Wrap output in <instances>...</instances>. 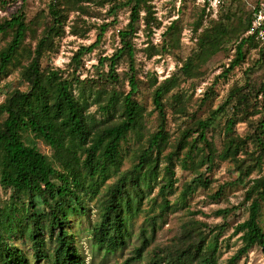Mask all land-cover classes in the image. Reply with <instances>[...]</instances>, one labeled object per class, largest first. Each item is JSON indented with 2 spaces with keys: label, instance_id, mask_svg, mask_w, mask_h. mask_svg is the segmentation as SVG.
Masks as SVG:
<instances>
[{
  "label": "trees",
  "instance_id": "obj_1",
  "mask_svg": "<svg viewBox=\"0 0 264 264\" xmlns=\"http://www.w3.org/2000/svg\"><path fill=\"white\" fill-rule=\"evenodd\" d=\"M8 1L0 0L3 6ZM150 1L48 0L46 9L37 11L30 20L22 2L9 16L0 18V36H8L0 47V76L7 77L11 69H17L26 85L24 89L11 88L0 102V187L10 191L9 202L0 203V264H31L19 240L25 241L34 260L84 264L69 226L70 214L86 213L87 199L94 198L99 211L91 225L93 240L106 252L125 247L130 235L128 220L133 206L138 205L135 197H139V182L150 187L163 171L158 190L162 201L155 215L162 217L170 206L167 193L174 187L176 159L182 168L193 167L194 171L182 188V200L198 187L208 189L211 181L206 174L222 161L231 162L237 171L236 181L246 184L240 205L246 206L247 217L233 226V232L240 233L241 245L226 264H235L253 247H259L264 257V230L260 225L264 204V100L257 102L259 96L264 98V73L257 86L250 83L249 76L256 66L264 64V44L259 46L253 36L246 34L251 10L238 13L228 5L202 26L205 9L197 7L190 23L194 38L191 52L170 75L162 80L154 75L148 82L157 115L156 128L151 131L146 124V108L136 98L144 80L138 74V49L133 39L142 22L148 41L141 50L146 58H152L179 46L183 26L172 20L161 33V43L154 45L149 37L161 22ZM122 9L128 11V21L116 33L119 45L111 55L98 58L90 75L81 77L85 69L83 56L99 45L105 32L117 23V13ZM101 16L111 19L99 25L90 21ZM92 28L97 29L96 39L76 49L69 70L46 62L58 52L59 39L66 31L84 39ZM230 42L234 44V55L206 87L201 102L213 95L215 85L240 68L248 52L254 50L257 58L251 59L244 70V83L234 84L218 107L203 118H192L171 141L164 96L187 81L194 86L202 76V66ZM121 61L127 68L119 74ZM225 111L231 116L225 121L226 135L218 148L213 124ZM173 112L187 113L182 99L177 100ZM240 113H247V117L241 120ZM245 119L248 131L241 135L234 125ZM26 132L41 139L52 154L26 142ZM129 135L137 140L138 149L132 164L120 171L121 147ZM248 141L254 149H248ZM161 159L165 161L162 171ZM203 166L205 169L199 172ZM256 168L259 174L250 176ZM113 176L115 179L107 183ZM226 185L221 184L211 198H218ZM230 211L222 208L215 212L223 218L220 224L210 225L195 218L182 222L174 241L158 246L147 264H216L217 239L227 226L225 219ZM149 219L154 221V216ZM147 230L141 226L139 243L126 258L113 264L140 260L150 243ZM216 230L213 241L207 243V234ZM9 233L12 238H7Z\"/></svg>",
  "mask_w": 264,
  "mask_h": 264
},
{
  "label": "rangeland",
  "instance_id": "obj_2",
  "mask_svg": "<svg viewBox=\"0 0 264 264\" xmlns=\"http://www.w3.org/2000/svg\"><path fill=\"white\" fill-rule=\"evenodd\" d=\"M261 0H233L226 6H224L220 13L224 12L228 5L234 11L238 13L251 10V7ZM22 2L25 4L28 20L32 19L37 11L46 9L48 0H9L7 5L3 6L0 2V18L9 16L14 12ZM153 9L155 10V16L160 20L161 24L157 28H153L152 34L149 40L156 46L162 41L161 33L172 20H177L178 23L183 26L181 32V38L179 46L174 48L171 53H164L163 55H155L152 58H146L145 53L141 50L147 45V36L143 31V24L141 22L140 28L133 41L138 49L136 53V63L138 68V74L144 82L140 86L139 92L136 94V98L145 106L146 124L149 130L153 131L157 124V115L153 109L151 103V96L149 87V80L152 76L156 75L158 80L170 75L178 65L180 60L184 59L194 47V38L191 32L190 23L194 19V15L197 7H199L195 0H151ZM107 6L102 10L106 12ZM217 17L219 16V14ZM143 14V13H142ZM215 17V18H217ZM214 17H203L202 26L206 25L208 21ZM111 18L101 16L92 18L90 21L99 25L104 21H108ZM128 21V11L122 9L117 13V23L111 26L104 34L99 45L90 53L83 56L84 68L80 72L81 77L90 75L93 72V65L97 64L100 56H109L114 49L119 45L117 31L120 27L125 25ZM201 30V29H199ZM97 29L92 28L87 37L82 39L73 36L66 31L59 39V50L57 53L52 54L46 62L59 67L61 69L69 70V63L71 56L81 44H89L96 39ZM8 36H0V47L4 45ZM260 46V45H259ZM234 55V44L232 42L225 44L222 50L218 51L211 59L202 66V76L195 80V85L192 86L190 82L181 84L178 88L174 89L170 93L164 96V102L167 106V129L171 134V141L179 134V131L192 119L203 118L207 115L208 111L212 108L218 107L225 99L229 89L234 84H243L244 70L251 64V59L255 60L257 54L254 50H250L247 55L246 62L242 63V66L228 76L226 80L219 81L214 87V93L204 103L201 102L206 87L211 84L214 76L221 72V70L227 66V63ZM127 68L125 61H121L118 65V73L121 74L123 70ZM264 73V64L258 65L249 74L250 83L257 86L261 79V74ZM18 86L21 89L26 87L25 83L21 81L18 76L17 69H11L7 77L0 76V102L3 100L5 94L13 87ZM125 89H128L125 86ZM182 99L186 107V114H178L173 112V107L177 104V100ZM252 100V104L254 99ZM259 96L257 102L263 101ZM95 106L91 107L93 111ZM248 109L245 112H249ZM247 114V113H246ZM245 113H240L238 116L243 120L247 117ZM99 116V114H97ZM231 116L230 111L221 113L213 124V134L216 145L221 147L223 138L226 135L225 121L227 117ZM238 117V118H239ZM250 119L252 116L249 117ZM248 118V119H249ZM234 130L241 135H244L248 131L247 121H239L234 125ZM23 138L26 142L32 143L37 148L47 154H52V149L46 145L41 139H35L30 133L23 134ZM248 149H254V144L248 141ZM138 149V142L133 135H129L127 140L122 143L121 151L123 155V163L120 167V171L127 169L133 162V156ZM167 149L165 153L168 151ZM165 161L161 159L159 162V169L162 171ZM175 183L172 190L167 193V199L170 202V206L162 217L155 216L159 210V205L162 201L161 196L158 193L160 182L163 179L161 175L152 182V186H147L144 182L140 181V187L137 188L139 197H133L138 199V205L133 206V213L128 220V229L130 232L127 238L125 247L117 249L113 252H106L104 248L100 247L92 238L91 225L98 219V202L97 198L87 199L88 206L86 213L75 212L70 214L69 226L74 231L76 236V246L84 259V264H113L121 262L132 251V248L139 243L140 234L139 229L141 226L147 227V235L150 238V243L143 253L140 260L134 261L132 264H147L148 260L152 257L153 252L158 246H164L174 241L175 237L179 233L180 225L182 222L195 218L206 222L207 224L214 225L223 223L222 216L216 215V211L222 208H229L228 217L225 219L226 227L221 231L218 236V251L216 254V264H226L228 259L236 252L237 248L241 245L240 233L233 232V226L237 222H241L247 217L246 206L240 205L243 199V193L245 190V181H236L237 171L232 167L229 160L222 161L218 166L214 167L211 172L207 173V177L211 181L208 189L198 187L186 200L181 199V191L184 184L194 176L193 167L184 169L180 166L179 160H175ZM205 167H201L199 172L203 171ZM259 169L256 168L252 171V177L259 174ZM115 176L110 178L107 183L112 182ZM232 182V183H231ZM224 183L227 185L221 192V195L212 199L211 196L218 189V187ZM133 193V192H132ZM10 191L4 190L0 187V203L6 204L9 202ZM154 216V221L149 219ZM154 222L151 224V222ZM260 225L264 230V204L262 206V215L260 218ZM154 227V230L152 229ZM217 231L208 233L206 242L213 241V236L217 235ZM7 238H12L13 234L6 235ZM19 244L23 245L29 256L31 257V264H51L50 259L34 260L31 256V250L28 246L24 245L25 241L19 240ZM235 264H264V257L259 247H253L247 254L242 255Z\"/></svg>",
  "mask_w": 264,
  "mask_h": 264
},
{
  "label": "built area",
  "instance_id": "obj_3",
  "mask_svg": "<svg viewBox=\"0 0 264 264\" xmlns=\"http://www.w3.org/2000/svg\"><path fill=\"white\" fill-rule=\"evenodd\" d=\"M233 0H195V3L205 9V16L217 17L220 10ZM252 19L246 34L253 38L261 46L264 44V0L255 3L251 7Z\"/></svg>",
  "mask_w": 264,
  "mask_h": 264
}]
</instances>
